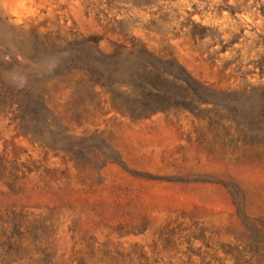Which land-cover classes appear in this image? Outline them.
Listing matches in <instances>:
<instances>
[{
	"label": "rangeland",
	"instance_id": "374dc122",
	"mask_svg": "<svg viewBox=\"0 0 264 264\" xmlns=\"http://www.w3.org/2000/svg\"><path fill=\"white\" fill-rule=\"evenodd\" d=\"M0 264H264V0H0Z\"/></svg>",
	"mask_w": 264,
	"mask_h": 264
}]
</instances>
